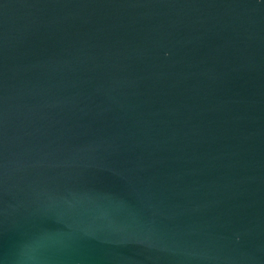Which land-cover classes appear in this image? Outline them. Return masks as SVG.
Listing matches in <instances>:
<instances>
[{
	"label": "water",
	"instance_id": "1",
	"mask_svg": "<svg viewBox=\"0 0 264 264\" xmlns=\"http://www.w3.org/2000/svg\"><path fill=\"white\" fill-rule=\"evenodd\" d=\"M0 264H264V0H0Z\"/></svg>",
	"mask_w": 264,
	"mask_h": 264
}]
</instances>
